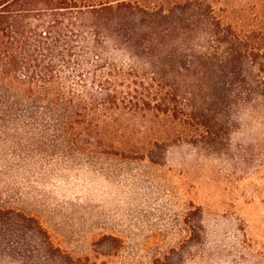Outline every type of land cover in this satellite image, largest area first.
I'll list each match as a JSON object with an SVG mask.
<instances>
[{
  "label": "trees",
  "instance_id": "1",
  "mask_svg": "<svg viewBox=\"0 0 264 264\" xmlns=\"http://www.w3.org/2000/svg\"><path fill=\"white\" fill-rule=\"evenodd\" d=\"M247 1L0 0L5 174L221 146L237 108L264 107V0ZM28 238L51 246L0 205V242Z\"/></svg>",
  "mask_w": 264,
  "mask_h": 264
},
{
  "label": "rangeland",
  "instance_id": "2",
  "mask_svg": "<svg viewBox=\"0 0 264 264\" xmlns=\"http://www.w3.org/2000/svg\"><path fill=\"white\" fill-rule=\"evenodd\" d=\"M227 123L218 148L159 145L153 163L0 165V205L34 217L51 242H0V264H264V107L242 105Z\"/></svg>",
  "mask_w": 264,
  "mask_h": 264
}]
</instances>
